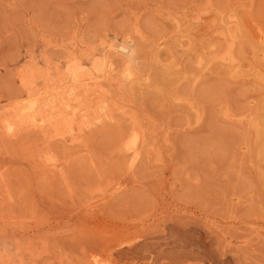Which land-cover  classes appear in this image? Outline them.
Wrapping results in <instances>:
<instances>
[{
    "label": "rangeland",
    "instance_id": "rangeland-1",
    "mask_svg": "<svg viewBox=\"0 0 264 264\" xmlns=\"http://www.w3.org/2000/svg\"><path fill=\"white\" fill-rule=\"evenodd\" d=\"M229 14L243 27V77L216 66L192 87L185 74L197 70L195 57L222 46L217 34ZM135 28L142 79L119 87L111 80L123 65L105 41ZM263 34L264 0H0V107L23 98L30 81L34 92L73 85L68 69L78 61L80 78L101 76L104 92L82 99L84 121L104 116L82 130L83 146L31 129L10 140L0 128V264H218L221 255L228 264H264V83L253 76ZM94 62L104 63L103 74ZM225 107L243 121L224 117ZM133 127L145 142L130 166L118 146ZM40 152L59 168L44 167ZM194 240L208 257L190 254Z\"/></svg>",
    "mask_w": 264,
    "mask_h": 264
},
{
    "label": "bare ground",
    "instance_id": "bare-ground-1",
    "mask_svg": "<svg viewBox=\"0 0 264 264\" xmlns=\"http://www.w3.org/2000/svg\"><path fill=\"white\" fill-rule=\"evenodd\" d=\"M195 21H198L201 19V16L198 14L194 17ZM240 19V18H239ZM224 28L226 29L225 31H218L219 37V41H221V47H216L213 48V45H211V48L208 53L204 52L202 55H198L197 57H195V61L194 64L197 66V70L195 72H192L190 75H186V78L188 79V77H190V82L192 84V87L198 83L200 81V79L204 76H209L211 74L214 73V69L216 66H222L226 69H228L229 72V76L232 78L233 77H237L238 75H241V77H243L242 72L240 71V62H239V55L243 52H240L241 48L238 49L237 47V42H238V38L239 37V33L241 31V28L243 29V27H241V23L238 20V17L236 14H229L227 16V20L225 21V26ZM260 31V30H259ZM208 34V33H207ZM242 36V35H241ZM251 36V35H250ZM134 37H138L139 39H143L142 33L140 32L139 29L135 28L134 29V35L133 36H129V37H124L121 40H118L115 36L114 37H109L107 38V40L105 41V47H106V51L110 54L113 55V57L115 56L116 58H118L121 62V64L123 65V69H121L119 71V77L117 79H112L111 82H116V85L119 87L125 86L128 88H131L133 86V84L135 85L138 81L139 78L142 79V77L139 76V74H137L135 72V67L137 66V62H138V53L140 51L139 47H138V40ZM246 39L247 34L244 36ZM243 38V37H242ZM243 39V40H244ZM242 41V39H241ZM239 39V42H241ZM256 43V42H255ZM254 43V44H255ZM242 45V43H241ZM257 45L260 46V49L258 50V52L255 53V51H253L254 54V58L259 59L258 62V68L256 70V72L253 74L254 78L258 81L264 83V70L260 69V65L264 66V34L263 35H259L258 39H257ZM257 45L255 47H257ZM245 53V52H244ZM244 56V55H243ZM174 57V56H173ZM241 57V56H240ZM242 58V57H241ZM255 59V60H256ZM254 60V62H255ZM247 62V61H246ZM245 62V63H246ZM170 63V62H169ZM175 63V62H174ZM103 64L104 63H98V62H94L92 64V70L93 72H102L103 70ZM247 64V63H246ZM244 65V64H243ZM70 66V65H69ZM175 66V65H174ZM249 67V66H248ZM29 68V67H28ZM69 68V67H68ZM169 68V67H168ZM85 70V67L82 63L75 62L69 69H68V74H70V77L72 80V83H74L71 86H53V85H46L45 87L43 86L42 89L35 91L34 89H32V83L29 82L30 85L28 91H26L25 96H23V98H21L18 101L15 102H10L9 105H5L4 107H0V128L2 129L4 135L6 136L7 139L10 138H14L16 137L21 131H24L26 129H31L34 130L35 132L37 131L38 133H42L45 134L47 132V134L49 135V132L52 131L53 135L52 138L53 139H57L59 140L61 143L65 144L66 146L69 147H79V146H83V133L82 130L89 128L90 126H96L98 122H101L102 120L100 118L104 117L102 115H98L96 117L90 118V120H88V118L84 121L83 118H85L86 113L88 112V110L86 109V105L84 106L83 104V97H91V96H95V98H100V95L102 97L103 93H102V85H101V76H95V77H84V78H80V71L81 70ZM91 70V69H90ZM171 70V69H170ZM250 70L251 66H250ZM33 71V69H32ZM166 71V70H165ZM226 71V70H225ZM85 72V71H84ZM92 72V71H91ZM90 72V73H91ZM227 72V73H228ZM253 72V71H252ZM27 73V71H26ZM31 73V72H30ZM34 73V72H32ZM111 73V72H110ZM174 73V72H173ZM184 73V72H183ZM241 73V74H240ZM35 74V73H34ZM67 74V73H66ZM84 74V73H83ZM89 74V71L88 73ZM93 74V73H92ZM101 74V73H100ZM103 74V72H102ZM28 75V73H27ZM26 75V76H27ZM33 75V74H32ZM31 75V76H32ZM118 75V73H117ZM249 75V74H248ZM37 76V75H36ZM93 76V75H92ZM105 76V75H103ZM144 76V75H143ZM251 75H249L250 78ZM22 77V76H21ZM28 77V76H27ZM30 77V75H29ZM28 77V78H29ZM240 76H238L239 78ZM252 77V76H251ZM185 78V77H184ZM185 78V79H186ZM32 79V78H30ZM148 79V78H147ZM183 79V78H181ZM186 79V80H187ZM253 79V78H252ZM254 79V80H255ZM34 80V76L32 81ZM36 80V79H35ZM144 80V79H143ZM231 80V79H230ZM240 80V79H238ZM59 81V80H58ZM62 81V80H61ZM232 81H234V79H232ZM21 82V81H20ZM25 82V81H24ZM28 82V81H27ZM26 82V83H27ZM179 82V81H178ZM45 83V82H44ZM78 83V85H76ZM80 83V84H79ZM145 83V81H144ZM147 83V82H146ZM22 84V83H21ZM25 84V83H24ZM54 84V83H53ZM26 85V84H25ZM24 85V86H25ZM69 85V84H68ZM111 85V83L109 84ZM143 84H141L140 86H142ZM27 86V85H26ZM25 86V87H26ZM147 86V85H146ZM23 87V86H22ZM134 87V86H133ZM148 87V86H147ZM258 87V86H257ZM260 87V86H259ZM263 87V86H262ZM28 88V87H27ZM34 88V87H33ZM26 89V88H25ZM179 95V94H177ZM175 95V96H177ZM185 95V94H184ZM184 95H180L181 97ZM188 96V95H186ZM184 96V97H186ZM179 98V97H178ZM177 98V99H178ZM190 98V96H189ZM173 99V98H172ZM175 99V97H174ZM183 99V98H182ZM182 99H178L181 100ZM185 99V98H184ZM195 100V99H194ZM95 101V100H94ZM97 102V101H96ZM99 102H101V100H99ZM103 102V101H102ZM196 102V101H195ZM94 103V102H93ZM104 103V102H103ZM193 103V102H192ZM97 105V103H95ZM180 104V103H179ZM195 104V103H194ZM193 104V105H194ZM103 105V104H102ZM101 105V106H102ZM190 105V103H189ZM2 106V105H1ZM100 106V104H99ZM96 107L97 109L101 108V107ZM106 106V105H105ZM104 106V108L107 110V108ZM108 106V105H107ZM188 106V105H187ZM196 106V104H195ZM93 107V106H92ZM91 107V108H92ZM95 107V106H94ZM260 107V106H258ZM262 107V105H261ZM260 107V108H261ZM192 110H194V112L196 111L194 109V107H191ZM223 108V107H221ZM226 110L223 113V116L229 119L233 118H237V120L240 122L243 118V116L240 118V116H236L231 115L229 113V111L227 110V107H225ZM257 108V107H256ZM103 109V108H102ZM263 109V107H262ZM92 110V109H91ZM104 110V109H103ZM191 110V111H192ZM257 110V109H256ZM259 111V110H257ZM90 112V111H89ZM94 112V110H93ZM100 112V111H99ZM104 112V111H103ZM111 112V110H110ZM193 112V111H192ZM98 114V113H97ZM102 114V112H101ZM195 117H193L194 119H196V122L200 119V116L198 114V112H195ZM233 114V113H232ZM244 114V113H243ZM111 115V114H110ZM248 114H246L247 117ZM250 115V114H249ZM248 115V123L249 126L254 127L255 129H258L257 127V123L255 121H257V119L254 121L253 120V115ZM87 117V116H86ZM106 117V116H105ZM255 118V117H254ZM110 120V119H109ZM236 120V121H237ZM244 120V121H245ZM253 120V121H252ZM134 121V120H133ZM243 121V120H242ZM241 121V122H242ZM135 122V121H134ZM235 122V121H234ZM199 123V122H198ZM246 123V122H245ZM101 124V123H98ZM139 124V123H138ZM142 124V123H141ZM247 124V123H246ZM99 126V125H98ZM142 127V126H141ZM92 128V127H91ZM90 128V129H91ZM85 130V131H86ZM152 130V129H151ZM84 131V132H85ZM125 133V132H124ZM145 133H143L142 130L137 129L135 127L131 128L127 134H125L122 139L120 140V145L118 146V151L120 152L119 154L123 153L125 154L126 159L130 160V166H133L132 163L140 158H138L139 156L141 157V148L144 147V142H145ZM45 137V135H43ZM48 138V137H45ZM50 138V137H49ZM15 139V138H14ZM12 140V139H10ZM51 141V139L49 140ZM156 141V140H154ZM44 142V141H43ZM54 142H56L54 140ZM58 142V141H57ZM155 143V142H154ZM43 144V143H42ZM151 144V143H150ZM49 145V142H48ZM46 145V146H48ZM155 145V144H154ZM259 147L262 145L258 144ZM149 146V145H148ZM152 146V145H151ZM50 148V147H48ZM48 148H46L47 150H49ZM246 148V147H245ZM257 148V147H256ZM38 149V148H37ZM244 149V148H243ZM248 149V148H247ZM260 149V148H257ZM256 149V150H257ZM116 150V151H117ZM152 150V148L150 149ZM262 150V149H261ZM38 151V150H37ZM117 151V153H118ZM247 151V150H246ZM54 152V151H53ZM257 152V151H256ZM263 152V151H262ZM44 154H41V152L39 154H37L40 159H41V163L44 167H47L49 171L53 172L55 171L57 168H59L60 163L58 162V160L56 159V157L54 155H51L50 152H43ZM159 153V152H156ZM260 154V152H258ZM36 155V154H35ZM122 155V154H121ZM138 158V159H137ZM161 156L159 154H157V157H155V161H161ZM35 160L36 156H35ZM129 160H127L129 162ZM37 163V162H36ZM39 163V162H38ZM137 163V162H136ZM127 164V163H126ZM129 164V163H128ZM160 165V164H159ZM158 165V166H159ZM157 166V167H158ZM57 174V173H56ZM100 187V186H99ZM94 190H90V191H95V187L92 188ZM102 190V188L100 189ZM91 193V192H90ZM97 195V194H96ZM96 197V196H95ZM101 197V196H100ZM99 198V197H98ZM100 199V198H99ZM107 200V199H106ZM102 201V200H101ZM91 206V205H90ZM171 213V212H170ZM179 216H177L178 218ZM173 218V217H171ZM176 218V217H175ZM185 218V217H184ZM172 220V219H171ZM177 219H175L176 222ZM167 221V220H166ZM179 221V220H177ZM189 221V220H188ZM186 221V222H188ZM191 221V218H190ZM189 221V222H190ZM196 221V220H195ZM170 222V221H169ZM168 222V223H169ZM185 222V223H186ZM194 222V221H193ZM12 223H7L8 225H11ZM166 224V222H165ZM164 224V225H165ZM179 224V223H178ZM195 224V223H194ZM187 225V224H186ZM190 225V224H188ZM192 225V222H191ZM190 225V226H191ZM12 227H10V231L11 232H16L19 227H16L15 225H11ZM185 226V224H184ZM194 226V225H193ZM188 227V226H187ZM202 227V226H200ZM31 228V227H29ZM36 228V225H35ZM33 227V229H35ZM208 228V227H207ZM251 228V227H250ZM257 228V227H256ZM184 229V228H183ZM203 229H206L205 226L203 227ZM201 229V230H203ZM215 229V228H214ZM218 229V227H217ZM253 229V228H252ZM20 230V229H19ZM22 230V229H21ZM29 231V229H27ZM26 230V231H27ZM32 230V229H31ZM255 230V228H254ZM257 230V229H256ZM25 231V232H26ZM34 231V230H32ZM36 231V230H35ZM207 231V230H206ZM259 232H261L262 230L259 229ZM30 232V231H29ZM210 232V230H209ZM207 233V232H204ZM211 233V232H210ZM225 233V232H224ZM200 234V233H199ZM198 234V235H199ZM184 235V234H183ZM192 236V234H190ZM208 235H210L208 233ZM217 235V234H216ZM259 236V234H257ZM190 236V237H191ZM246 236V235H245ZM254 236V235H253ZM256 236V233H255ZM178 237V236H177ZM189 237V236H188ZM189 237V238H190ZM199 237V236H198ZM248 237V236H247ZM205 238V237H204ZM252 238V237H251ZM181 239V238H180ZM193 239V238H192ZM207 238H205L206 240ZM213 238H211L210 241H212ZM191 240V238H190ZM248 240V239H247ZM168 241V238H167ZM166 241V243H167ZM180 240H177V242ZM182 241V240H181ZM214 242V241H213ZM236 242V241H235ZM240 242V241H239ZM171 243V242H170ZM183 244V242H181ZM188 243V242H187ZM200 242L198 240H194L191 242V248H190V254H198L201 255V257H203V255L205 257H208V255L206 254L207 249L206 247L203 245L199 244ZM216 243V242H215ZM244 243V242H243ZM178 244V243H177ZM186 244V243H185ZM222 244V243H221ZM145 245V244H144ZM152 245V244H151ZM150 245V246H151ZM190 245V244H189ZM157 246V244H156ZM168 246V245H167ZM173 246V245H172ZM181 246V245H180ZM187 246V245H186ZM220 246V245H219ZM226 246V245H225ZM224 246V247H225ZM242 246V245H241ZM256 246V245H254ZM148 247V246H147ZM155 247V245H153V248ZM175 247V246H174ZM173 247V249H174ZM222 247V245H221ZM128 248V247H127ZM153 248H151L152 250H154ZM219 248V247H218ZM144 249V248H143ZM168 250V248H166ZM226 250V248H224ZM229 249V247L227 248ZM243 249V247H242ZM251 249V248H250ZM157 250V248H156ZM166 250V251H167ZM210 250V249H209ZM213 250V249H211ZM215 250V249H214ZM221 250V249H220ZM241 250V249H240ZM253 250V249H252ZM251 250V251H252ZM148 251V250H147ZM222 251V250H221ZM220 251V252H221ZM227 251V250H226ZM225 251V252H226ZM229 251V250H228ZM239 251V250H238ZM243 251V250H242ZM255 251V250H254ZM140 252V251H139ZM143 252V251H142ZM195 252V253H194ZM211 252V251H210ZM126 253V252H125ZM213 253V252H212ZM211 253V254H212ZM233 252H231L230 254H232ZM258 253V251L256 252ZM156 254V253H155ZM158 254V252H157ZM176 254V253H175ZM187 254V253H186ZM234 254V253H233ZM136 255V254H135ZM148 255V253L146 254V256ZM159 255V254H158ZM169 255V254H168ZM178 255V254H177ZM180 255V254H179ZM185 255V254H184ZM235 255V254H234ZM233 255V256H234ZM244 255V254H243ZM149 256V255H148ZM152 256V255H150ZM161 256V255H160ZM165 256V255H164ZM183 256V255H182ZM186 256V255H185ZM188 256V255H187ZM210 256V255H209ZM218 256V258L221 259H217L218 264H228L226 263V260H222V257ZM232 256V255H231ZM242 256V255H241ZM136 257V256H135ZM138 257V256H137ZM157 257V256H156ZM168 257V256H167ZM175 257H177L175 255ZM194 257V256H193ZM243 257V256H242ZM245 257V256H244ZM153 258V257H152ZM150 258V260L152 259ZM162 258V256H161ZM170 260V257H168ZM146 259V258H145ZM163 259V258H162ZM161 259V260H162ZM167 259V258H166ZM178 259V258H177ZM182 259V258H181ZM149 260V261H150ZM156 260V258H155ZM153 260V261H155ZM160 260V259H158ZM160 260V261H161ZM165 261V257L163 259ZM168 261L163 262L167 264ZM189 260V259H188ZM247 260V259H246ZM109 261V260H108ZM148 263L145 264H152V260ZM240 261V259H239ZM238 261V262H239ZM243 261V260H242ZM245 261V260H244ZM146 262V260H145ZM157 262V261H156ZM171 262V261H170ZM178 264L179 262L176 261ZM190 262V261H189ZM196 262V261H195ZM204 262V261H203ZM213 262V261H212ZM252 262V261H251ZM106 263V262H105ZM144 263V262H143ZM182 262L180 261V264ZM187 263V262H185ZM199 263V261H198ZM197 263V264H198ZM109 264V263H108ZM156 264V263H155ZM160 264V263H159ZM162 264V261H161ZM175 264V263H174ZM188 264V263H187ZM192 264V263H189ZM202 264V263H201ZM253 264V263H252Z\"/></svg>",
    "mask_w": 264,
    "mask_h": 264
}]
</instances>
